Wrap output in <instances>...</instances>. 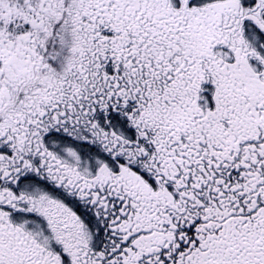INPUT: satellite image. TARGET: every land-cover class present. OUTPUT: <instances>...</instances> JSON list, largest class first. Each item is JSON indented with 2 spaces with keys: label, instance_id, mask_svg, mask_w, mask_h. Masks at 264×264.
<instances>
[{
  "label": "snow or ice",
  "instance_id": "6c2138e0",
  "mask_svg": "<svg viewBox=\"0 0 264 264\" xmlns=\"http://www.w3.org/2000/svg\"><path fill=\"white\" fill-rule=\"evenodd\" d=\"M0 264H264V0H0Z\"/></svg>",
  "mask_w": 264,
  "mask_h": 264
}]
</instances>
